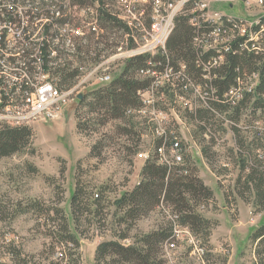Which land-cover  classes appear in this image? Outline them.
<instances>
[{"label":"rangeland","instance_id":"obj_1","mask_svg":"<svg viewBox=\"0 0 264 264\" xmlns=\"http://www.w3.org/2000/svg\"><path fill=\"white\" fill-rule=\"evenodd\" d=\"M126 1L131 5L129 9H146V21L154 14L152 0ZM209 2L213 10L252 20L264 12V8L242 0L232 4ZM98 8L99 4L94 3L88 10L77 6L68 9L73 23L85 26V36L91 34L89 24L98 17ZM128 15L127 11L122 13ZM76 32L70 34L77 35ZM144 35L142 30L131 32L140 44L145 41ZM8 38L12 42L22 39L15 32ZM103 42L108 44L99 46L100 51L107 50L102 52L101 60L105 61L101 65L113 80L128 60L127 50L104 58L115 52L117 44L124 45L125 36L116 32ZM94 66L90 61L81 64L78 81ZM95 75L78 96L109 84ZM186 99L190 102L188 109L175 103V94L170 91L158 95L159 107L168 115L169 130L180 135L197 175L214 192L212 201L195 207L198 214L212 222V228L207 241L203 234L197 236L192 232L204 254H198L185 237L178 242L171 262L165 260L164 249L160 258L164 264H258L253 237L264 226V210L259 209L254 190L245 189L249 171L240 144L251 155L261 154L264 158V121L260 113L254 117L249 111L240 122L239 135H235L229 113H224L223 119L216 117L211 121L213 131L207 134L190 117L191 112L202 107L201 103L191 95ZM149 114L131 113L124 121L94 128L91 124L96 117L79 97H74L59 118L27 125L33 132L28 147L0 161V261L13 264L10 252L15 248L21 252V259L30 264H97L96 251L102 243L117 241L138 246L137 238L167 226L160 209L138 221L133 229L119 221L123 212L118 209V201L139 185L145 162L154 156L157 139ZM79 123L88 125L83 133L78 130ZM119 128H131L139 136L129 140L119 134ZM256 130L263 132L261 138L255 135ZM140 154L144 157L140 158ZM78 184L84 191V202L93 204L97 195L102 197V211L96 212L97 207L92 205V211L87 213L83 205H77L74 213L71 200ZM125 234L128 238L122 240L120 236Z\"/></svg>","mask_w":264,"mask_h":264},{"label":"trees","instance_id":"obj_2","mask_svg":"<svg viewBox=\"0 0 264 264\" xmlns=\"http://www.w3.org/2000/svg\"><path fill=\"white\" fill-rule=\"evenodd\" d=\"M93 2L99 4L97 12L100 31L84 37L65 32L66 26L70 25L73 29L81 26L78 22L73 23L68 9L77 6L81 10H88ZM127 2L69 0V3H66V0H0V60L2 59L0 109L9 105L13 99L18 100L19 94L29 88L27 79H33L41 71L36 62L43 64V70L50 74L51 80L59 89L67 91L80 82L78 79L81 64L90 61L96 65L93 67L95 68L104 63L105 60H101L102 52L107 50L100 51L99 46L107 45L108 43L105 44L103 41L109 40L111 34L122 33L125 42L124 45L117 44L115 52L104 59L117 55V51L136 49L137 45L131 32L141 30L140 25L149 28L150 20L140 18L131 27L122 16L124 11L127 13L129 11L130 4L128 5ZM191 6L189 4L187 9ZM57 13L62 17H57ZM189 16L182 14L177 17L164 56L152 58L151 55H135L124 61L123 70L117 77L111 79L108 85L86 96L83 95L81 103L86 104L89 113L96 117L91 124L92 127L101 128L111 122L124 121L129 110L140 109L141 93L151 86L153 80H158L159 74L169 68H172L179 86L192 84L203 87L204 104L195 112H191L190 117L207 134L213 131L211 121L216 117L223 119L224 113H229L228 120L235 135H239L240 122L249 111L254 117L260 113L261 120L264 121V18L255 28L258 41L250 40L247 35L243 37L237 35L236 41L231 43V51L225 53L223 64L218 66L214 62L216 53L209 51L202 55V50L196 42L197 39L207 42L213 26L202 23L196 27L190 23ZM227 23L232 30L236 29L238 24H235V19L229 18ZM14 27L21 32L20 35L17 34V38H22L15 40L16 43L8 40L9 31ZM111 48L112 46L109 47ZM93 54L95 56L91 58ZM76 64L79 66H75ZM149 68L157 73L153 79L145 74ZM258 73L260 83L256 93L248 94L245 91L246 84L252 75ZM174 76L172 75L173 80ZM233 90L241 94L240 99L236 100ZM87 126L79 123L78 130L83 133ZM119 134L129 140H135L139 136L131 128H119ZM255 135L261 138L263 132L256 130ZM32 137V130L26 126L0 125V161L23 151L30 144ZM105 138L106 136L103 141ZM173 143V137L157 138L153 146L154 156L145 162L139 185L132 191L126 192L117 204L118 209L123 212V217L119 221L128 229H133L138 221L147 218L156 209L161 210L167 226L137 238L138 246L124 245L117 241L102 243L96 251L97 264H164L165 262L160 258L163 249L165 260L171 262L167 257V249L170 244L176 243V226L188 228L197 236L203 234L205 241L210 237L212 222L198 214L195 207L212 201L214 192L197 175V169L187 157V147L182 144L183 165L170 167L159 163V150L163 149L169 154ZM240 152L247 157L245 168L249 171L245 189L254 190L257 205L259 209L264 210V158L261 154L251 155L241 144ZM204 155L208 159L206 152ZM61 173L63 175L65 172L62 170ZM83 197L84 191L78 184L71 200L74 213L77 205H83L84 212L87 213L92 211V205L97 207L96 212L104 209L100 195L93 204L84 202ZM64 229L68 231L66 224ZM120 237L122 240H127L128 235ZM68 238L77 244L75 238L71 236ZM253 238L257 243L258 264H264V226ZM10 253L13 264H30L21 259V252L15 248ZM0 264L4 263L0 261Z\"/></svg>","mask_w":264,"mask_h":264},{"label":"built area","instance_id":"obj_3","mask_svg":"<svg viewBox=\"0 0 264 264\" xmlns=\"http://www.w3.org/2000/svg\"><path fill=\"white\" fill-rule=\"evenodd\" d=\"M152 0L154 13L150 17V27L146 28L143 25L141 30L145 32L144 43L140 44L136 40L137 48L127 51L129 55H151L164 56L166 52V45L170 35L173 33L176 25L177 17L183 15H190V23L194 26H200L202 23L213 26V30L210 33V39L207 42L199 41L198 47L202 50V55L207 52H215L217 56L214 58V62L219 66L223 64L225 60V53L231 51V43L236 41L237 35L241 37L247 35L250 40L258 41L256 37L258 33L255 31L261 24V20L264 18V12L260 14L256 19H248L245 17L235 16L236 29L229 28L227 23V16H233L231 14L223 13L218 10H213L210 7V2L213 1L221 4H232L240 0ZM247 5L258 6L264 8V0H242ZM192 6L187 9L188 5ZM131 6V5H130ZM129 6V7H130ZM191 10L190 12H188ZM21 12V11H19ZM128 16H124V20L132 27L135 21L146 16V10L142 9L138 12L136 6L133 9H129ZM138 12V14H137ZM57 17H62L60 13L56 14ZM211 16L220 17V24H211ZM18 28H12L9 31V35L12 33L21 34L17 30ZM75 29V30H74ZM72 28L70 25L66 26L65 32L77 31L76 36H85V26L81 25L79 28ZM89 30L91 33H98V17L96 20L89 24ZM18 31V32H17ZM8 40H10L8 38ZM70 43V41H69ZM143 49V52H139ZM2 61V59L0 60ZM42 61V60H41ZM40 67V72L33 78L27 79L29 88L19 94L18 100H12L9 105L0 109V125H8L11 127L27 126L31 123L47 122L59 118L64 108L70 103L74 97H79L81 89L84 87L88 80L95 77H99L103 83H110L112 77L110 76L107 68L99 65L82 76V79L74 88L63 91L59 89L56 84L51 80L50 74L43 70V64L36 62ZM151 64V63H149ZM156 65H154V68ZM103 72V73H102ZM98 73V74H97ZM147 75L153 79L157 73L153 69L146 70ZM172 68L167 69L165 72L159 74L158 80H153L151 86L141 93L142 107L140 109H131L128 114L138 113L139 115H147L150 112V124L154 136L157 138H169L173 137L174 143L166 154L163 149H160V164H167L168 166L183 165L184 157L182 154V138L179 134L173 133L169 130L168 115L160 109L158 103V95L165 91H170L175 94V103H179L185 109H188L190 102L186 99V96L191 95L194 99L199 101L203 105L204 98L202 97V86H194L192 84H186L185 86H179L177 79L174 76ZM89 80V81H90ZM260 83V75L254 74L249 78L246 84L245 91L249 94H255L257 86ZM233 94L236 96V100L240 99L241 94L236 90H233ZM1 101V100H0ZM2 104V102H0ZM140 158L144 155L140 154ZM98 198V195L96 196ZM192 232L188 228L176 226L175 238L176 243L170 244L167 249V257L169 260H173V254H175L177 244L185 237L188 239L189 244L196 249L198 254H204V250L198 247L197 242L192 236Z\"/></svg>","mask_w":264,"mask_h":264},{"label":"bare ground","instance_id":"obj_4","mask_svg":"<svg viewBox=\"0 0 264 264\" xmlns=\"http://www.w3.org/2000/svg\"><path fill=\"white\" fill-rule=\"evenodd\" d=\"M18 11H21V10H18ZM227 18L234 20L235 16H227ZM211 24H220V17L211 16ZM133 56H135V55H133Z\"/></svg>","mask_w":264,"mask_h":264},{"label":"water","instance_id":"obj_5","mask_svg":"<svg viewBox=\"0 0 264 264\" xmlns=\"http://www.w3.org/2000/svg\"><path fill=\"white\" fill-rule=\"evenodd\" d=\"M83 96H79V99L82 100Z\"/></svg>","mask_w":264,"mask_h":264}]
</instances>
